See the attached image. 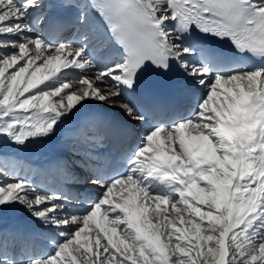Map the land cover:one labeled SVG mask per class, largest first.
Returning a JSON list of instances; mask_svg holds the SVG:
<instances>
[{
	"label": "snow or ice",
	"instance_id": "obj_1",
	"mask_svg": "<svg viewBox=\"0 0 264 264\" xmlns=\"http://www.w3.org/2000/svg\"><path fill=\"white\" fill-rule=\"evenodd\" d=\"M70 11L76 39H50ZM174 68L176 111L145 130L123 173L106 175L87 148L93 122L77 124L101 190L83 212L7 179L5 162L0 216L19 208L33 227L0 228V264H264V0H0V158L51 140L87 100L145 121L124 94Z\"/></svg>",
	"mask_w": 264,
	"mask_h": 264
},
{
	"label": "bare ground",
	"instance_id": "obj_2",
	"mask_svg": "<svg viewBox=\"0 0 264 264\" xmlns=\"http://www.w3.org/2000/svg\"><path fill=\"white\" fill-rule=\"evenodd\" d=\"M72 17L74 18V12ZM48 35L49 38L54 41L59 39L58 37H57L58 39L55 38L52 32H49ZM106 61L107 60H104L101 63H99L98 67L100 66L103 67ZM202 91H204V89H200L199 91L200 94ZM122 99L124 102H131L129 93H125ZM95 104L96 102L93 101H89V100L85 101L84 107L80 109V111L77 113V116L72 121L65 122V124L61 125L60 130L57 132L56 136H54L55 139L30 143L26 148L20 150L18 153L16 152L15 149H9V148L6 149V152L8 153L7 160L13 161V164L16 163L14 162V160L19 159L21 163L23 161V164L24 165L26 164L25 168H27V170L31 169V171L34 172V174L37 176V180H39L40 182H44L45 180H51V181L55 180V183L58 186H60V190H62V192L60 191V194H64L68 197L66 199L67 201H69V199L75 194V188H71L72 186L80 187L82 185H85L87 186L88 192L95 193L96 191L95 189H97V186L91 184V182L88 181V179L82 181L76 178V176H71L70 180L64 179L67 177V174L64 173L62 168L60 167V165H66L63 159L65 154L64 150L68 148L73 141L77 140V135L75 132V128L77 124L81 121H92L93 125L95 126L93 128V131H96V137L102 135V137L95 140L94 142L95 146L92 147H89V145L87 146V148L93 152L97 151L96 149L99 150L100 147L103 148L104 146H106V142L110 141L109 138L111 136H113V138L114 137L117 138L118 134H120L122 140L126 138V142L128 140L131 141L130 139L133 134L131 133L129 134V128H131L130 129L131 132H137L139 131V129L145 130L148 128V127L143 128L142 122H138L136 125L129 127L128 124L135 121L133 120L124 121L122 119V116L120 117L114 112L112 113L111 111L101 109L95 106ZM190 109L189 108L186 109L184 114H187V112H189ZM127 135L129 136L127 137ZM124 145L128 146V144H125V142ZM77 149L80 150L78 151ZM74 152L78 153V155H82V152L84 151L81 148V145H78L76 146V150ZM126 157L127 155H124L122 157L121 164L125 162ZM10 163L12 164V162ZM106 175L108 176L107 173ZM67 184H69V186L70 185L72 186L68 188ZM78 204H80V202ZM24 217L25 216L22 213L20 214L18 212L9 213L7 214V216H0V228L12 232H19V233L27 232L33 227V222L26 221Z\"/></svg>",
	"mask_w": 264,
	"mask_h": 264
},
{
	"label": "rangeland",
	"instance_id": "obj_3",
	"mask_svg": "<svg viewBox=\"0 0 264 264\" xmlns=\"http://www.w3.org/2000/svg\"><path fill=\"white\" fill-rule=\"evenodd\" d=\"M48 35V33H46ZM77 31L72 28L71 31H68L67 33L63 34L62 37H60L58 40L56 41H60V42H63V43H70L72 42L73 40L76 39L77 37ZM105 66V65H104ZM103 66V67H104ZM103 67H97L96 69H93L92 72L94 73L95 71H98V70H102ZM79 74L78 73H75V72H70L69 73V76H70V83L72 84V88L73 90L79 88V85L75 82L76 80V77L78 76ZM98 83V82H97ZM108 83H111V81H108ZM101 90L103 91L104 90V85L103 84H100L99 85ZM200 90V89H199ZM205 91V89H204ZM204 91L201 92V95H203ZM199 98V97H198ZM88 101V100H87ZM89 101H93V102H96L95 106L101 108V109H104V110H108V111H111L112 113L114 112L115 114L119 115L120 117L122 116V119L124 121H128V120H131L124 112L123 110L119 107V105H115V106H110L108 104H104L103 102H100V101H96V100H89ZM192 104V103H191ZM191 108V106L189 107V109ZM191 111V109H190ZM184 113V112H182ZM137 123L135 122H131L129 123V127L130 126H133V125H136ZM95 127V126H94ZM93 127V128H94ZM131 128H129V133L133 134V136H136V137H132L133 139V143H132V149L131 151L127 154V157L125 159V162L128 158L129 155H131L132 151L135 149V147L141 142V138L143 137L144 135V132L145 130H141V131H137V132H131L130 130ZM136 131V130H135ZM95 132V140L102 137V135H99L98 137H96V131H93ZM52 139H55V137H53ZM94 140V142H95ZM131 140V139H130ZM80 144L78 142V138L77 140L73 141L72 144ZM71 144V145H72ZM70 145V146H71ZM69 146V147H70ZM73 146V145H72ZM88 146V145H87ZM92 146H95V143H92L89 145V147H92ZM74 147V146H73ZM76 149V147H74ZM9 149H12V148H9ZM11 154V153H9ZM5 162H7V179L11 180L13 178H26L28 181H30L31 183H33V185L38 188V190L40 191H45L49 194H60L58 193L59 190H60V186H58L54 180H45L44 182H40L39 180H37V176L34 174V172L30 170H27V168H25L26 164L24 165L23 164V161L22 163L20 162V160H14V163L13 164V161H9V160H6L3 159V158H0V168H2L5 164ZM12 162V164L10 163ZM17 165V166H16ZM125 165V168L127 167L126 163L124 164ZM21 166V167H20ZM23 166V167H22ZM16 167V168H15ZM126 171V169H125ZM124 172V171H123ZM123 172H120L119 174L123 173ZM35 178V179H34ZM47 181V182H46ZM51 181V183H50ZM83 181V180H82ZM55 183V184H54ZM41 184V185H40ZM44 184V185H43ZM51 186H50V185ZM47 185V186H46ZM39 186V187H38ZM55 187V188H54ZM58 188V189H57ZM86 188V189H85ZM95 193H92V192H88L87 191V186L85 185H82L81 188H77L76 191H75V194H74V200L73 199H69V201L65 200V203L68 205V209L70 212H73V213H81L83 212L87 207H88V204L90 201L92 200H95L99 194H100V189L97 187V189H95ZM83 192V193H82ZM88 198V199H85L84 197ZM80 202V204H78ZM75 210V211H74ZM14 212H18V213H22L25 217L24 219L28 222H32V218H30L25 211H21L19 208L14 211ZM173 215H175L173 213ZM7 216V215H5ZM8 219V218H7ZM16 219V218H15ZM18 220V218H17Z\"/></svg>",
	"mask_w": 264,
	"mask_h": 264
}]
</instances>
